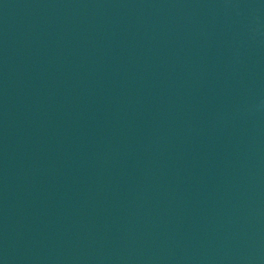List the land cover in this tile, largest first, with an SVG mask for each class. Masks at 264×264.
<instances>
[{"label": "water", "instance_id": "1", "mask_svg": "<svg viewBox=\"0 0 264 264\" xmlns=\"http://www.w3.org/2000/svg\"><path fill=\"white\" fill-rule=\"evenodd\" d=\"M0 264H264V0H0Z\"/></svg>", "mask_w": 264, "mask_h": 264}]
</instances>
